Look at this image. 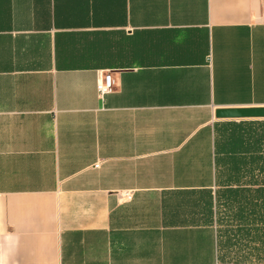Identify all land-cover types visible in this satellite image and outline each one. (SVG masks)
<instances>
[{
  "label": "crops",
  "instance_id": "obj_1",
  "mask_svg": "<svg viewBox=\"0 0 264 264\" xmlns=\"http://www.w3.org/2000/svg\"><path fill=\"white\" fill-rule=\"evenodd\" d=\"M0 264H264V0H0Z\"/></svg>",
  "mask_w": 264,
  "mask_h": 264
},
{
  "label": "built area",
  "instance_id": "obj_2",
  "mask_svg": "<svg viewBox=\"0 0 264 264\" xmlns=\"http://www.w3.org/2000/svg\"><path fill=\"white\" fill-rule=\"evenodd\" d=\"M111 89H112L111 78H109L108 76H100L96 84L97 94H99V96L103 98L105 95H108V93L111 92Z\"/></svg>",
  "mask_w": 264,
  "mask_h": 264
}]
</instances>
